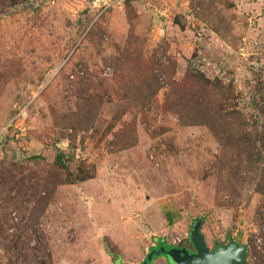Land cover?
Listing matches in <instances>:
<instances>
[{"label":"rangeland","instance_id":"374dc122","mask_svg":"<svg viewBox=\"0 0 264 264\" xmlns=\"http://www.w3.org/2000/svg\"><path fill=\"white\" fill-rule=\"evenodd\" d=\"M10 3L0 10V172L29 179L27 194L11 191L12 197L24 195L29 210L35 171L54 165L57 155L71 180L57 188L39 221L42 264H115L108 244L125 264L110 231L132 220L128 212L137 219L151 203L169 205L164 210L182 219L178 232L171 227L159 234L168 250L181 249L189 227L202 220L211 251L233 241L261 263L264 199L257 185L264 164L231 168L237 156L208 126L182 125L175 114L157 108L167 86L144 119L135 103L141 97L114 75L126 70L134 51L165 64V79L180 81L197 71L232 87L224 108L238 111L250 130L260 128L264 0H134L127 5L132 12L126 0ZM83 107L97 112L92 125L81 117ZM79 110L81 118L75 116ZM223 161L227 169L221 170ZM15 207L21 206L6 208ZM13 218L19 221L16 212ZM16 231L10 227L9 235ZM146 235L142 247L151 240ZM177 239L183 243L172 246ZM11 240L5 248L0 239V264H28L23 254L31 250L15 248Z\"/></svg>","mask_w":264,"mask_h":264},{"label":"trees","instance_id":"16d2710c","mask_svg":"<svg viewBox=\"0 0 264 264\" xmlns=\"http://www.w3.org/2000/svg\"><path fill=\"white\" fill-rule=\"evenodd\" d=\"M10 1L13 5H17L23 0H0V10L8 7L11 4ZM131 1L134 0H126L128 10L131 7L127 5ZM133 53V56L124 63L125 66H128L126 70L123 73L122 71H116L114 77L115 80L118 79L117 81L122 86L124 84L123 87L126 88L129 86L126 89L133 97H141L140 101H135V103L137 107L140 106V114L144 119L148 117L152 110L148 106L156 104L154 99L158 91L167 86L170 91L166 95V100L163 105H157V108L161 109L164 113L175 114L182 125L208 126L217 136L223 147L232 148V158L237 156L236 161L231 163V168L236 164V167H238L237 172H239L240 168H243L245 165H250V162H262L264 164V112L261 127L250 130L246 120L238 111H229L224 108L227 98L234 93L232 87H226L219 81L212 82L204 78L201 73L193 70L188 71L180 81L171 77L165 79L168 68L165 64L154 62L153 58H150L151 60L145 59L141 51H134ZM162 77L164 79L163 81H161ZM82 109L83 111L79 110L76 114L74 113L75 116L80 117L79 115L82 113L81 117H87V120L92 125L97 112L92 111V108L86 109V107H83ZM255 157L257 158L255 159ZM225 163L227 162L223 161L221 170L227 169ZM66 168L63 156L59 154L54 165L48 166L42 172L35 171V190L33 189L34 195H31L34 206L31 210L25 207L28 201L26 202L24 200L25 197L23 198L24 195L21 194L23 191L25 192L26 182L29 179L22 178L17 181V177L13 173H6L9 170L0 172V188H2L0 197H2L4 192L7 193L4 199L0 198V202L3 201L4 204V214L0 216V220L2 218L0 239L7 242L4 245L5 248H10L9 240L14 239L11 241L15 248L31 250V253L23 254L28 264L43 263L41 262V258L44 257L42 253L46 254L44 252L46 248L40 241L41 237L38 232V225L40 219L46 213L57 188L69 183L70 179L65 177ZM16 189H19L21 193L17 197H12L11 191ZM257 192L264 199V171L260 175ZM25 193L27 194V192ZM12 203L20 205L21 207H15L13 211H8L6 207H9ZM260 209L264 213V204L260 206ZM13 212H16L19 218L18 222H14ZM12 226H15L17 231L13 235H9L10 227ZM30 230L31 232H29ZM33 240H37V244L31 247ZM164 244L166 243L163 239L157 248ZM106 250L116 263L118 260L116 258L119 256L118 250L112 248L109 244L106 246ZM247 255L248 264H254L249 250ZM261 263L264 264V256L261 259Z\"/></svg>","mask_w":264,"mask_h":264},{"label":"crops","instance_id":"0c3cea01","mask_svg":"<svg viewBox=\"0 0 264 264\" xmlns=\"http://www.w3.org/2000/svg\"><path fill=\"white\" fill-rule=\"evenodd\" d=\"M155 205L157 204H153V203H151V205L147 204L149 209L147 210V212L144 211L142 215H138L137 219H134L135 217H131L132 213L128 212L127 219H132V220L129 222L126 221L125 224L120 223L121 227L118 228L117 226H115L116 229L115 227H113L112 230L110 231L111 233L114 234V238H112V240L120 249V252H121L120 258H122L123 263L142 264L144 260L147 258V256L152 251L156 250L157 246H160L159 243L163 241L164 238H162L161 235L159 234L169 231L170 230L169 228L171 227H172L171 229L173 230V233L178 232L177 231L178 228L180 227V225H182L181 224L182 219L179 216L178 212H175L173 210L172 212H169V211L166 212V210H164L165 208H167V206L169 207V205L167 204L162 205V206L158 205L159 207ZM121 219H123V216H121ZM145 227H148V228L146 229ZM191 229L192 227L190 226L189 234L191 232ZM151 230H153L156 233L150 232ZM200 231L203 234L202 225H201ZM149 233H151V236H150L151 240L148 244L144 243V247H142L143 243H141V241H145L144 237L147 236L146 234H149ZM189 239L190 237L184 241L183 245H186V247H190V245L188 244ZM205 240L207 243L206 237H205ZM183 245L181 247H183ZM172 246L174 245L172 244ZM207 246H208V243H207ZM209 249L211 248L209 247ZM108 257L110 258L111 256L108 254ZM154 260H155L154 264H169L167 258L164 255H160L158 256L157 259L154 258Z\"/></svg>","mask_w":264,"mask_h":264},{"label":"water","instance_id":"95a60500","mask_svg":"<svg viewBox=\"0 0 264 264\" xmlns=\"http://www.w3.org/2000/svg\"><path fill=\"white\" fill-rule=\"evenodd\" d=\"M202 221H196L190 232V247L168 250L161 246L152 251L142 264H148L153 258L165 255L169 264H248V247L236 242L227 246H218L211 251L201 233ZM116 264H121L118 259Z\"/></svg>","mask_w":264,"mask_h":264},{"label":"built area","instance_id":"2783aa9c","mask_svg":"<svg viewBox=\"0 0 264 264\" xmlns=\"http://www.w3.org/2000/svg\"><path fill=\"white\" fill-rule=\"evenodd\" d=\"M112 2H114V3H119V2H122L123 0H111ZM183 243V241L181 240V239H177V240H174L173 242H172V244L174 245V246H178V245H180V244H182Z\"/></svg>","mask_w":264,"mask_h":264}]
</instances>
